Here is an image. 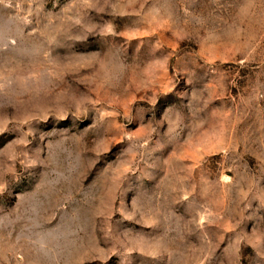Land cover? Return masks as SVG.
<instances>
[{
	"label": "rangeland",
	"instance_id": "rangeland-1",
	"mask_svg": "<svg viewBox=\"0 0 264 264\" xmlns=\"http://www.w3.org/2000/svg\"><path fill=\"white\" fill-rule=\"evenodd\" d=\"M0 264H264V0H0Z\"/></svg>",
	"mask_w": 264,
	"mask_h": 264
}]
</instances>
